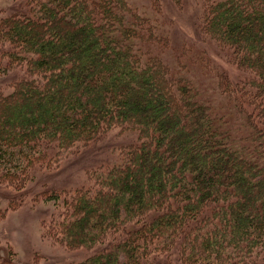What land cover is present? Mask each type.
Instances as JSON below:
<instances>
[{
    "label": "trees",
    "instance_id": "trees-1",
    "mask_svg": "<svg viewBox=\"0 0 264 264\" xmlns=\"http://www.w3.org/2000/svg\"><path fill=\"white\" fill-rule=\"evenodd\" d=\"M12 1L0 59L24 74L0 92V182L24 187L113 129L139 133L120 163L47 194L62 211L46 233L89 251L68 264H264V0L201 7L199 38L237 70L194 49L202 82L156 0L151 16L131 0Z\"/></svg>",
    "mask_w": 264,
    "mask_h": 264
},
{
    "label": "rangeland",
    "instance_id": "rangeland-1",
    "mask_svg": "<svg viewBox=\"0 0 264 264\" xmlns=\"http://www.w3.org/2000/svg\"><path fill=\"white\" fill-rule=\"evenodd\" d=\"M156 1V7L162 10L161 17L172 24L170 28L165 27L173 35L172 48L180 50L183 44L187 45V53L181 60V66H185L181 67L185 69L183 73L189 70L193 79L198 78L201 82L205 80V76L200 73L199 63L192 57L194 49L202 47L207 48L205 55L212 66L226 68L232 78L237 75L235 68L228 66L222 58L214 54L212 47L210 49L199 38L198 21L202 13L201 7L207 0ZM130 2L137 5L142 12L152 15L153 0ZM22 7V1L0 0V18ZM166 60L175 61L171 51ZM4 64L7 61L1 58L0 92L11 91L13 79L24 74L21 68L3 70ZM208 83L211 85V81ZM212 99L216 102L217 110L222 112L220 97L215 96ZM224 110L227 112L225 108ZM138 140L137 131L113 129L96 142L81 147L75 153L64 155L59 163L50 168L38 169L34 180H28L24 187L19 184L7 186V183L0 182V264H68L87 257L89 251L82 248L67 249L50 233H46L49 221L61 216L62 211L61 204L47 200L46 196L55 189L64 193L83 186L89 171L101 165L120 163V150Z\"/></svg>",
    "mask_w": 264,
    "mask_h": 264
}]
</instances>
